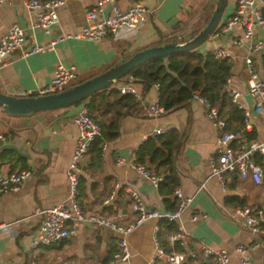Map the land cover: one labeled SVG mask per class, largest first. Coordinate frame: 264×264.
<instances>
[{"label": "crops", "instance_id": "obj_1", "mask_svg": "<svg viewBox=\"0 0 264 264\" xmlns=\"http://www.w3.org/2000/svg\"><path fill=\"white\" fill-rule=\"evenodd\" d=\"M95 1L64 0L55 8L56 22L50 26L47 34L31 27L33 13L23 6L22 0H6L0 5V35L15 23L24 31L23 49L55 40L52 50L27 56H20L18 51L11 53L9 62L0 69V92L16 96L32 94L49 82L56 64L73 65L75 82L98 74L123 60L128 53L155 41L157 30L164 34L170 32V28L181 18L180 12L185 13L187 5L186 0H116L120 7L134 1L142 2L150 10L147 20L135 29L120 28L113 36H106L97 42L66 37L84 24V12ZM234 3L235 0L222 18L232 14ZM108 12L109 4L105 3L100 14L107 15ZM240 33V28L234 26L227 34L210 36L198 50L218 48L227 53L231 69L225 87L242 93V109L236 108L249 113L244 142L250 139L264 142V126L253 111L254 99L245 94L247 74L243 62V58L249 56L251 67L263 77L264 50L248 52L247 43L233 45L231 39ZM256 40L264 45V27L254 26L251 41ZM131 84L137 91L134 98L138 103L120 120L118 136L106 142L98 161L90 160L88 154L83 160L77 198L82 210L110 213L112 205H104L102 201L113 191V202L130 220L132 214L125 187L134 190L147 207L165 209L156 187L138 176L128 165L133 159L134 150L152 129L174 128L181 137L174 160L179 177L178 187L183 195L192 197L191 203L181 214L188 249L196 251L201 245L211 249L221 248L230 254L229 264H240L236 245L257 243L246 252V257L251 264H264V227L257 236L250 234L229 216L239 206L224 203L226 196H237L244 205L264 211V178L257 185L250 180L235 179L224 191L209 173L206 164L207 156L214 149L216 131L205 117L202 106L189 99L186 107L152 117L146 113L144 106L156 99L153 86L143 91L135 81H131ZM80 106L83 105L26 116H10L0 110V133L12 137L11 143L24 154L18 155L12 149L0 151V172L22 168L19 158L23 159L24 167L32 169L31 175L17 191L0 194V223L6 225L0 228V264L27 263L30 240L39 222L34 210L51 207L68 195L65 172L77 137L72 116ZM226 123L228 129L232 130L243 126L242 121L238 120ZM116 156L124 157L125 163L116 164ZM253 160L261 166L264 175V152L254 154ZM149 167L154 169L153 165ZM156 172L162 174L163 168H158ZM199 213H204L205 218L188 220L191 214ZM157 223L158 220L148 219L127 235L130 264H169L154 248L152 237ZM115 237L114 233L105 236L103 228L76 224L73 234L62 242L36 249L37 264H100L101 259L114 248Z\"/></svg>", "mask_w": 264, "mask_h": 264}, {"label": "built area", "instance_id": "obj_2", "mask_svg": "<svg viewBox=\"0 0 264 264\" xmlns=\"http://www.w3.org/2000/svg\"><path fill=\"white\" fill-rule=\"evenodd\" d=\"M64 0H22L23 6L33 13L32 28L39 29L47 34L49 28L56 22L55 8ZM116 0H96L95 4L84 12V24L74 33L67 34L66 37L97 42L106 36H113L120 28L135 29L147 20L150 10L140 1H134L126 6L120 7ZM6 0H0V5ZM109 4L107 15H101L103 5ZM264 0H235L234 9L231 15L221 18L215 31L210 36L227 34L234 26H238L241 33L231 39L233 45L247 43L248 52L264 50L262 41H251L254 26L264 27V18L261 15V7ZM209 36V37H210ZM24 31L17 24L12 23L9 28L0 35V69L10 60L11 53L18 51L20 56H27L31 53L52 50L55 40H48L43 44H32L27 49H23ZM62 38H58L61 40ZM210 53L215 58H226L227 53L218 48H212ZM246 69L245 94L254 99L253 111L259 116L264 126V76L260 77L251 67L249 56L243 58ZM76 73L73 65L64 66L56 64L52 77L47 84L38 88L34 93L44 95L56 93L75 82ZM134 78L126 76V80L116 86L119 94H129L137 97V91L131 84ZM229 78L225 79V85ZM156 91L154 102L144 106V110L149 116L157 117L164 113V108L158 104L157 91L159 85L152 84ZM229 100L237 108L242 109L240 100L242 93L234 88L228 89ZM30 95V94H28ZM190 99L198 102L205 117L216 131L215 145L212 153L206 158L209 173L214 176L217 182L225 191L229 184L235 179L250 180L254 184H260L264 175L261 166L253 160V155L264 152V142L254 139L244 142V130L248 127L247 118L249 113L242 110L243 126L232 130L228 129L226 120L218 112L217 107L212 104L198 90H192ZM72 121L77 129V137L72 150L70 160L66 167V179L68 183V195L59 203L48 208H36L34 213L39 217L37 228L30 240L28 261L26 264H37L36 249L47 247L62 242L74 232L76 224H91L97 228L110 229L115 234L114 249L108 264H130V250L126 241L127 235L138 225L148 219H165L175 224V229L165 234L164 239L170 245L177 243L179 246L187 248V236L183 232L181 224V214L191 203L192 197L183 195L180 188L174 187L171 195L176 200V206L172 210L147 207L140 196L132 189L125 187L124 192L129 200V211L132 218L128 220L121 208L113 202L114 192L102 201L104 205H112L110 213L85 212L78 203L79 182L81 177V166L87 155L90 142L100 136V126L92 118L85 106H80L72 116ZM166 131L161 127L152 129L148 136L162 134ZM147 136L143 137V140ZM12 137L0 133V143H11ZM106 147V142L100 144L101 151ZM129 167L141 178L148 181L157 188L158 182L162 179V174L153 171L144 163L137 162L134 154ZM116 164L125 163V158L116 156ZM32 173L30 167H24L13 171L0 172V194L17 191ZM204 213L191 214L189 221L205 218ZM229 216L239 222L250 234L258 235L263 232L264 211L260 208H250L246 205L235 207ZM70 224V225H68ZM6 225L0 223V228ZM153 229V243L157 254L163 255L169 264H178L182 261L183 254L170 252L164 253L158 245ZM257 243L251 245L237 244L236 252L240 255V264H251L246 257V252L254 248ZM193 263L197 264H229L230 254L221 248L211 249L201 245L198 250H187L186 253Z\"/></svg>", "mask_w": 264, "mask_h": 264}, {"label": "trees", "instance_id": "obj_3", "mask_svg": "<svg viewBox=\"0 0 264 264\" xmlns=\"http://www.w3.org/2000/svg\"><path fill=\"white\" fill-rule=\"evenodd\" d=\"M211 1H205L206 3L204 2L194 9L192 15L188 17L183 15L170 28V32L164 34L157 30L156 40L143 48L159 46L168 42L182 43L192 38L207 23L215 4V0ZM199 10L204 11L206 15L202 24H188L191 18L199 13ZM260 11L264 18V6L261 7ZM131 54L132 52L128 53L124 58ZM230 69L231 64L227 57L215 58L210 51H200L196 48L190 51L177 52L163 58L147 60L128 72L113 86H109L83 100L81 105L88 109L92 118L100 126V136L95 137L88 147L89 159L99 160L100 144L103 141H113L118 136L120 120L138 103L134 97L128 94L121 95L115 88L116 84L126 80L127 75H131L134 78L133 81L140 84L143 91H147L153 83L159 85L157 91L158 104L164 108V113L186 107L191 91L196 89L217 107L218 112L226 121L238 120L241 122L242 111L230 102L228 90L225 87V79L230 75ZM180 144V133L176 129L170 128L162 134L147 136L134 150L137 162L148 166L153 165L155 172L158 168H163L162 179L158 182L156 189L162 198L165 209L168 210H172L176 206V200L172 197L171 192L179 184L174 160ZM19 159L22 161V168H24L23 159ZM224 203L233 207L244 206L243 200L237 196H226ZM174 229L175 224L173 222L165 219L158 220L155 232L158 245L166 254L170 252L182 253V261L178 264H193L186 254L188 247L179 246L177 243L169 245L165 241V234ZM111 252L101 259L100 264H108Z\"/></svg>", "mask_w": 264, "mask_h": 264}, {"label": "water", "instance_id": "obj_4", "mask_svg": "<svg viewBox=\"0 0 264 264\" xmlns=\"http://www.w3.org/2000/svg\"><path fill=\"white\" fill-rule=\"evenodd\" d=\"M225 5L226 0H215L214 7L207 23L192 38L185 42H168L159 46H150L137 50L129 57L106 68L104 71L82 81L72 83L56 93L16 96L0 92V110L10 116H26L36 112L56 110L83 104V100L108 88L147 60L163 58L173 53L190 51L198 48L215 31L223 16ZM5 149H12L18 155H24L13 143L0 144V151ZM111 234L112 231L110 229H104L105 236Z\"/></svg>", "mask_w": 264, "mask_h": 264}, {"label": "rangeland", "instance_id": "obj_5", "mask_svg": "<svg viewBox=\"0 0 264 264\" xmlns=\"http://www.w3.org/2000/svg\"><path fill=\"white\" fill-rule=\"evenodd\" d=\"M207 2L208 0H186V9H184L185 10V13H184V11H183V13L182 12H180L181 13V15H180V17H182V15H184V17H188L189 15H192V13L194 12V9H196V8H198L199 6H201L204 2ZM234 0H226V5H225V8H224V10H223V15L225 14V13H227L228 11H229V7H230V5H231V3L233 2ZM205 2V3H206ZM211 2H213V0L211 1ZM201 9V8H200ZM202 11L201 10H199V13L198 14H196L195 16H193L192 18H191V20L188 22V24L190 23V24H193V23H195V24H202V22H203V19L205 18V14H204V11L201 13ZM201 13V14H200ZM196 26V25H195ZM114 85V83L111 85V86H113Z\"/></svg>", "mask_w": 264, "mask_h": 264}]
</instances>
